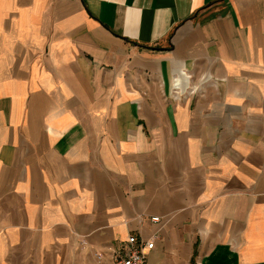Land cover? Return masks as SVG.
I'll list each match as a JSON object with an SVG mask.
<instances>
[{
  "label": "crops",
  "instance_id": "crops-1",
  "mask_svg": "<svg viewBox=\"0 0 264 264\" xmlns=\"http://www.w3.org/2000/svg\"><path fill=\"white\" fill-rule=\"evenodd\" d=\"M155 235L264 264V0H0V264Z\"/></svg>",
  "mask_w": 264,
  "mask_h": 264
},
{
  "label": "built area",
  "instance_id": "built-area-1",
  "mask_svg": "<svg viewBox=\"0 0 264 264\" xmlns=\"http://www.w3.org/2000/svg\"><path fill=\"white\" fill-rule=\"evenodd\" d=\"M151 221L153 223L160 222L156 217L152 218ZM157 239L158 235L149 241L139 240L137 237L131 236L121 249L112 251L111 264H147V255L154 249ZM96 257L102 263L106 254L100 251Z\"/></svg>",
  "mask_w": 264,
  "mask_h": 264
}]
</instances>
